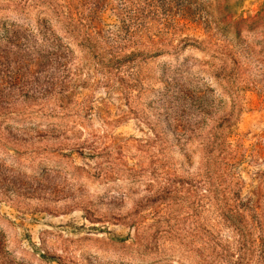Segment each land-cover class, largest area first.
Returning <instances> with one entry per match:
<instances>
[{
	"label": "rangeland",
	"instance_id": "374dc122",
	"mask_svg": "<svg viewBox=\"0 0 264 264\" xmlns=\"http://www.w3.org/2000/svg\"><path fill=\"white\" fill-rule=\"evenodd\" d=\"M0 264H264V0H0Z\"/></svg>",
	"mask_w": 264,
	"mask_h": 264
}]
</instances>
